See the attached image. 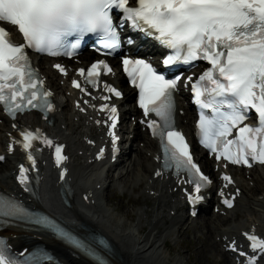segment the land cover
I'll return each instance as SVG.
<instances>
[{
  "label": "snow or ice",
  "instance_id": "snow-or-ice-1",
  "mask_svg": "<svg viewBox=\"0 0 264 264\" xmlns=\"http://www.w3.org/2000/svg\"><path fill=\"white\" fill-rule=\"evenodd\" d=\"M115 13L132 28L154 36L170 50L164 65L191 66L201 60L210 65L198 79L188 78L200 109V143L217 161H226L224 167L228 163L249 168L253 162L264 165V0H135V3L133 0H0V105L7 115L15 120L19 113L39 110L48 119V114L55 111L51 99L54 94L32 66L28 49L49 56H72L86 36L95 34L108 50L106 54H115L121 46ZM4 23L17 28L24 43H15L10 31L2 26ZM55 67L67 75L62 65ZM123 70L132 86L139 90L143 115L154 114L158 118L148 119L146 125L161 142L164 167L174 169L178 177L186 174L189 179L181 183L193 184L195 192L188 199L195 205L203 199L202 189L213 181L201 170L184 134L175 126V93L179 80L168 79L146 59L124 58ZM113 71L106 61L99 60L88 70L79 69L84 83L76 80L73 86L91 96L86 85L99 90L102 74ZM104 90L115 97L122 96L108 84H104ZM102 98L109 101L112 96ZM99 110L110 115L109 134L115 146L119 141L115 132L118 109L105 103ZM252 112L258 118L257 126L247 123ZM18 132L22 139L13 138L9 150L15 152L16 144H20L27 154L29 165L21 164L18 175V182L27 191H33L31 172L35 170L39 176L36 153L43 149L36 147L37 141L46 147H55V162L61 168V178L67 176L63 145L55 144L43 132L19 129ZM103 156L101 151L100 158ZM3 160L5 157L0 155V161ZM222 179L225 187L235 183L227 173ZM220 195L223 197L224 192ZM234 200L235 197L225 198L223 203L231 208ZM0 219L42 225L89 256L94 264H111L105 242L101 241L98 247L95 242L79 237L47 215H36L35 210L6 195H0ZM244 235L253 254L240 250L235 243L231 244V250L245 257L246 264H261L264 238L254 233ZM51 260L43 250L20 260L0 242V264H48Z\"/></svg>",
  "mask_w": 264,
  "mask_h": 264
},
{
  "label": "bare ground",
  "instance_id": "bare-ground-1",
  "mask_svg": "<svg viewBox=\"0 0 264 264\" xmlns=\"http://www.w3.org/2000/svg\"><path fill=\"white\" fill-rule=\"evenodd\" d=\"M82 60L87 61L86 64L91 62L88 54H85ZM39 66L48 77L55 76L50 68L45 67L46 64L44 62H41ZM55 86H59L58 83ZM57 90H62L64 94L66 93V89L57 88ZM69 100H67L64 106L66 116H62L66 118H62L61 116L55 118V128H50L49 131L58 133V138L69 144L70 151L78 153L83 151V137L86 134L93 136V131L86 130L85 122L76 123L75 118L77 116L71 117L69 115L72 112ZM187 116L189 117L188 112ZM184 121L179 119V123H182L183 126ZM18 123L46 127V124L41 122V117L36 115H27L20 118ZM64 126L67 127V130L61 133ZM184 127L186 129L189 128L188 126ZM7 132H12L11 124L4 122L0 126V146L6 141ZM137 139L138 141L134 144L135 157L131 159L128 167H124L120 171L118 178L111 177V182L103 176L104 174L90 175L91 171L89 168L75 160L73 163V177L76 180L74 184L76 194L73 198L72 209H66L62 207L60 202L55 201L58 191H55L54 182H51L52 176H49V184L42 190L41 199L33 201L32 205L42 206L46 212L64 221L75 230L85 229L90 231V233L103 234L112 244L113 251L109 255L114 264H187L183 253L180 250L177 251L171 248L169 241L172 240L174 244H177L185 238L187 231L191 230L194 231L193 233L197 236L196 238L200 234L205 236V240H202L203 242L199 240L200 238L198 239L202 242V248L196 256L198 264L202 258L210 260L214 256L215 259L221 257L219 264H231L228 257L222 254L221 247L216 242V239L227 235L236 236L239 231L250 230L253 225L258 226L259 229L264 225V168L254 174V179L257 183L256 189L258 192H262V194L255 198L245 195L243 201L246 202L245 211H240L239 213L237 211L233 212L229 215V219L209 214L206 222L196 226L193 224L187 226L181 222L183 220H180V223H178L169 217L171 211H178L181 203L177 195L169 196L168 184L159 181L150 182L155 168L158 167L153 163V159L149 157V155L156 153L155 145L143 133H139ZM141 142L144 143L143 148L140 147ZM16 157L19 158L18 155ZM17 158H11L6 165L0 166V181L8 188H12L10 173L12 172V168H14L13 163ZM87 161L89 159L85 160V164ZM125 171L127 174H124L126 173ZM98 186L102 187V190L99 192ZM121 186H123L122 191L125 194L135 193L140 195L141 198L130 196L136 204L134 205L136 207L134 209L135 212L117 205L115 209L116 213H114L103 202L105 192L121 188ZM91 190L99 195L97 196V204L99 205L92 211L80 209L78 207V203H80L78 194L85 191L88 193ZM152 192L155 194L152 195ZM137 206L139 207L138 209ZM166 207H169V211H166ZM120 212L126 219L133 220V223L128 225L122 221L118 215ZM167 212L168 216H166ZM241 217L242 219L238 220ZM24 228L28 227L20 226L17 229L21 231ZM184 228H186L185 231ZM147 229L149 230L148 235L145 234ZM25 235H28V232ZM47 240L56 248L64 264H92L86 260L71 257L60 244L54 242L49 237H47ZM173 250L178 254L176 257L174 256L175 258L171 255ZM195 264L197 263L195 262Z\"/></svg>",
  "mask_w": 264,
  "mask_h": 264
},
{
  "label": "rangeland",
  "instance_id": "rangeland-1",
  "mask_svg": "<svg viewBox=\"0 0 264 264\" xmlns=\"http://www.w3.org/2000/svg\"><path fill=\"white\" fill-rule=\"evenodd\" d=\"M122 187L123 186H121V188H119V189H111V190L105 192L103 202H105L107 208L112 209V211L114 213H116L115 209H116L117 205H119L121 207H126V208L130 209L132 212H135L134 209L136 207L134 205H136V204L133 201V198L136 197L137 194H134V193L133 194H122V190H121ZM130 195H132L133 198H131ZM138 205H140V204H138ZM148 205L150 207L149 202H148ZM144 206L146 207V205H144ZM138 208L139 207L137 206V209ZM149 210H151V209H149ZM118 215H119V218L122 219V221L126 222L128 225H131L133 223V220L126 219L125 216L121 212ZM138 217H140V216H138ZM148 232H149V230L147 229L145 234L148 235ZM200 235H202V234H200ZM196 237L197 236L193 232H189V233H187V235H185V238L182 239V241H180L177 244H174V242L173 243L170 242V241H172V240H170L169 246L171 248L177 250V251L180 250L183 253V257L185 256V260L187 261V264H195V262L198 264L196 256H197V253L200 252L199 250L202 248L201 243L205 240V236L200 237L198 235V238H196ZM198 239L201 241L203 240V241L201 242ZM175 250H173L171 253L173 258H175L178 255ZM220 258L221 257H219V259H215V256L210 260L206 259V258H202L199 264H219ZM221 264H223V263H221Z\"/></svg>",
  "mask_w": 264,
  "mask_h": 264
}]
</instances>
